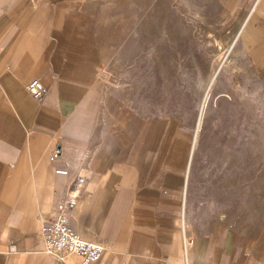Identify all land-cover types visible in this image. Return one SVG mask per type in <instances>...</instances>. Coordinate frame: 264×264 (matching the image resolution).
<instances>
[{"label":"crops","instance_id":"obj_1","mask_svg":"<svg viewBox=\"0 0 264 264\" xmlns=\"http://www.w3.org/2000/svg\"><path fill=\"white\" fill-rule=\"evenodd\" d=\"M210 1L234 56L264 86V0ZM84 2L0 0V264H80L57 261L41 236L69 188L70 227L105 248L95 264H264L230 230L189 219L190 135L104 89ZM33 79L40 100L26 89Z\"/></svg>","mask_w":264,"mask_h":264},{"label":"rangeland","instance_id":"obj_2","mask_svg":"<svg viewBox=\"0 0 264 264\" xmlns=\"http://www.w3.org/2000/svg\"><path fill=\"white\" fill-rule=\"evenodd\" d=\"M84 6L97 18L104 89L190 135L189 219L230 230L264 261V95L256 96L264 86L234 56L213 2L85 0Z\"/></svg>","mask_w":264,"mask_h":264},{"label":"built area","instance_id":"obj_3","mask_svg":"<svg viewBox=\"0 0 264 264\" xmlns=\"http://www.w3.org/2000/svg\"><path fill=\"white\" fill-rule=\"evenodd\" d=\"M26 89L36 100H40L45 93L37 79L28 82ZM59 156L60 150L56 149L52 152L50 160L55 161ZM55 173L66 177L72 174L69 169H57ZM76 205L77 193L69 188L62 196L54 215L43 224L41 236L44 251L51 254L57 261L63 254H73L79 258L80 264H95L103 257L105 248L102 244L82 239L76 230L70 227L69 220ZM191 243V240L187 241L186 248Z\"/></svg>","mask_w":264,"mask_h":264}]
</instances>
